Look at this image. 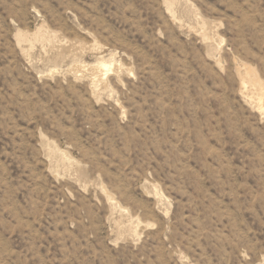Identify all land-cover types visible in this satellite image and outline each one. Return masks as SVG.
I'll return each instance as SVG.
<instances>
[{
	"label": "rangeland",
	"instance_id": "374dc122",
	"mask_svg": "<svg viewBox=\"0 0 264 264\" xmlns=\"http://www.w3.org/2000/svg\"><path fill=\"white\" fill-rule=\"evenodd\" d=\"M0 264H264V0H0Z\"/></svg>",
	"mask_w": 264,
	"mask_h": 264
},
{
	"label": "bare ground",
	"instance_id": "6f19581e",
	"mask_svg": "<svg viewBox=\"0 0 264 264\" xmlns=\"http://www.w3.org/2000/svg\"><path fill=\"white\" fill-rule=\"evenodd\" d=\"M42 30V29H41ZM40 29L37 31V33L34 36V40H42V41H48L49 37L46 35V33H44L43 31H41ZM17 39L18 41H24L27 39V35L22 34V33H18L17 34ZM31 39V38H30ZM33 40V39H31ZM33 42V41H32ZM39 42V41H38ZM112 66L113 65H106L104 62H100L98 63V65L96 67H94L93 69H91L94 72H99L101 74H98V77H104L105 75H107L108 73H110L112 71ZM248 72V71H247ZM91 73V72H90ZM91 77V76H90ZM95 80H92V82H94ZM100 81V80H99ZM91 84V83H90ZM94 84V83H93Z\"/></svg>",
	"mask_w": 264,
	"mask_h": 264
}]
</instances>
